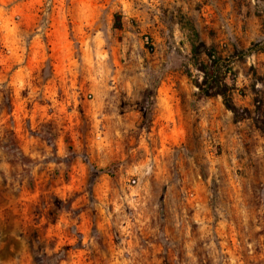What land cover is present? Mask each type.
<instances>
[{
    "label": "clouds",
    "instance_id": "9594fccd",
    "mask_svg": "<svg viewBox=\"0 0 264 264\" xmlns=\"http://www.w3.org/2000/svg\"><path fill=\"white\" fill-rule=\"evenodd\" d=\"M0 264H264V0H0Z\"/></svg>",
    "mask_w": 264,
    "mask_h": 264
}]
</instances>
